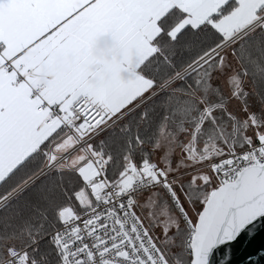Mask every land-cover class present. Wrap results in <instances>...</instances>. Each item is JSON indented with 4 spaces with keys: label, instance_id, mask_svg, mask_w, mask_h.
<instances>
[{
    "label": "crops",
    "instance_id": "crops-1",
    "mask_svg": "<svg viewBox=\"0 0 264 264\" xmlns=\"http://www.w3.org/2000/svg\"><path fill=\"white\" fill-rule=\"evenodd\" d=\"M85 2L0 0V14L17 13L14 23H0V39L6 44L3 55L15 56L13 64L22 63L31 69L26 80L18 84L11 82L0 69V181L59 131L61 123L68 118L64 119L63 114L69 113L70 106L80 97H87L109 117L153 93L156 88L138 68L153 53L152 41L160 32L158 22L172 8H178L183 18L169 31L171 37L184 26L208 23L228 40L252 25L264 7V0H97V6L84 8L68 25L43 36L48 28ZM225 6L228 8L226 13L212 19ZM65 36L70 39L65 40ZM17 53L20 55L16 56ZM2 62L0 59V65ZM39 83H44L39 97L54 107L55 115L49 123L45 122L49 116L47 111L35 110L39 97L31 96L32 89ZM194 98L196 102L200 100V97ZM240 113L233 107L225 109L222 120L232 121L238 130ZM166 128L167 123L161 130ZM227 138L228 144L230 132H227ZM218 141L213 140L217 145ZM221 141L225 148L227 144L222 138ZM73 143L62 132L49 148L53 146L52 150L59 154L71 148ZM241 144L233 148L239 149ZM223 145L219 143L220 148ZM162 151L158 148L155 154L161 164ZM213 157H207V162ZM45 159L44 164L48 154ZM79 159L75 154L72 163L76 164ZM206 164L200 163V168L208 169L213 175ZM134 205L135 199L133 207L137 212Z\"/></svg>",
    "mask_w": 264,
    "mask_h": 264
},
{
    "label": "trees",
    "instance_id": "trees-1",
    "mask_svg": "<svg viewBox=\"0 0 264 264\" xmlns=\"http://www.w3.org/2000/svg\"><path fill=\"white\" fill-rule=\"evenodd\" d=\"M227 10L225 6L219 14L212 16V19H218ZM263 11L264 7L259 10L260 13ZM182 18L183 13L178 8H172L159 20L160 32L152 41L154 51L138 68L139 73L147 78L153 87L161 85L167 78L188 66L198 65L201 56L226 40L208 23L196 27L184 26L171 37L169 31ZM228 52L232 60L238 62V67L236 70L234 67V70L239 77L245 79L240 90V104L232 103L224 86L220 88V85L207 89H217L223 93L222 96L202 95L198 102L191 97V84L178 83L174 89L158 93L132 115L110 127L88 145L89 154L108 181L116 179L125 170L137 169L154 161L152 155L162 126L167 123L169 127L172 121L179 123L182 117L190 119V124L196 117L202 124L205 121L219 131V122L225 114V109L233 107L241 111L244 105L245 111L240 113L242 122L239 126L249 128L245 126L244 116L250 113L257 129L264 133V29L258 26L244 34L228 46ZM218 59L216 61L212 58L203 66L208 63L216 66ZM186 77V80L181 81H187L189 77ZM203 80L205 79L198 80V86L193 88L199 89ZM186 102L190 105L184 106ZM241 128L237 130L233 124L229 131L231 141L227 146L231 149L245 141L243 138L246 132ZM62 132L63 127L0 181V198L42 167L49 145ZM85 177L87 176H83L78 168L52 171L1 206L0 261L6 257L8 248L12 247L28 248L29 258L35 259L37 264H56L57 254L46 236L58 226L63 210L78 213L92 203V193L85 186ZM175 188H178L177 191L193 211L195 207L190 204L189 193L185 189H196L191 193L195 197L205 192L204 188L191 187L187 181L177 183ZM171 190L174 191L172 186ZM196 206L198 208L199 204ZM182 264H186V261Z\"/></svg>",
    "mask_w": 264,
    "mask_h": 264
},
{
    "label": "built area",
    "instance_id": "built-area-1",
    "mask_svg": "<svg viewBox=\"0 0 264 264\" xmlns=\"http://www.w3.org/2000/svg\"><path fill=\"white\" fill-rule=\"evenodd\" d=\"M248 29L247 26L240 32ZM12 65V72H8L3 67L0 69L15 84L24 82L26 77L31 74V69L25 64L12 63ZM17 71L23 75V79H17ZM43 87L44 83H39L32 89L31 96L39 97V91ZM35 110L36 112L47 111L49 116L45 119L46 123H49L52 115H55L54 107L40 97ZM116 117L117 115L105 119V112L100 107L87 97H80L70 106L68 118L61 123L64 128V137L72 138L74 145L56 157H52L55 153L50 147L48 160L44 164L46 166L56 160L58 162L56 168L77 169L79 165L88 161L94 167L95 173L85 177L84 181L85 186L92 193L90 206L78 213L63 210L58 226L46 236L56 254L57 248L53 247L56 241L60 242L57 247H60L61 252L64 251L61 245L67 244L69 239L75 242L74 245H69L67 249L69 252L81 248L85 242L96 244L97 249L93 250V254L86 256V264H140V259H147V254L144 253L141 245L152 250L149 238L151 236L134 210L133 200L136 195L160 187L169 194L175 209L181 213L180 204L174 198L170 187V182L174 177L163 174L155 161L122 173L112 181H108L104 177L99 165L89 154L87 146L112 127L117 121ZM236 150L246 151V149L240 148ZM78 152H82L84 158L76 164H69L68 160ZM217 157L207 162L205 166L211 170V164ZM10 198L5 197L4 199L9 200ZM77 224H80L79 232L73 233L71 229L75 228ZM77 235L82 236L83 241L77 239ZM151 240H153L152 237ZM133 247L135 252H132ZM104 249L108 251L104 252ZM27 251L28 248H8L7 255L0 261V264H37L35 259L29 258ZM97 252L103 253V257H98ZM56 264H60V261L58 260Z\"/></svg>",
    "mask_w": 264,
    "mask_h": 264
},
{
    "label": "snow or ice",
    "instance_id": "snow-or-ice-1",
    "mask_svg": "<svg viewBox=\"0 0 264 264\" xmlns=\"http://www.w3.org/2000/svg\"><path fill=\"white\" fill-rule=\"evenodd\" d=\"M93 6H97V0H86L82 7L48 28L43 36L50 35L62 25H68L69 21L78 16L84 8ZM16 15L17 13L0 14V23L12 24L15 22ZM64 39L69 40L70 37L65 36ZM5 47V41L0 39V59L3 60L0 67L12 72V60L16 57L4 56ZM19 55L20 53L16 54V56ZM17 79H23L19 71H17ZM239 147L246 151H237L234 148L232 152L224 153L215 159V162L211 164L213 176H204L202 173L190 175L189 180L193 187L204 188L205 192L194 198L189 197L193 207L199 204L195 216L189 214L183 204L180 205L186 240L180 241L178 237H172V246L167 248L172 257L183 252L186 264H264V192L241 196L238 199L225 193L221 195L219 202L210 201L208 198L210 193L220 192L225 184L230 185L235 192L240 191L244 184L243 170L245 169L251 168L255 170L258 178H264V133L254 127L252 135L245 133V141ZM192 150L196 151L195 148ZM207 159L201 158L196 163H205ZM214 178L217 179V183L213 184L209 190L207 185L211 184ZM180 228L181 225L177 224L174 228L163 229L162 236L165 238L166 245L167 238L171 237L173 232H179ZM79 229L80 224H77L71 230L73 233H78ZM149 238L152 250L141 245L144 253L147 254V259H140V264H171L166 248H162L156 241L151 240V237ZM77 239L83 241L82 236L77 235ZM74 243L69 239L67 244L61 245L63 252L60 247H57L60 244L59 241L53 244V247L57 248V259L60 264H86V256L92 255L93 250L97 249L96 244L85 242L81 248L67 251L69 245ZM107 251L104 249V252ZM135 251L133 247L132 252ZM96 255L103 257L101 252H97ZM176 264H180L178 259Z\"/></svg>",
    "mask_w": 264,
    "mask_h": 264
},
{
    "label": "rangeland",
    "instance_id": "rangeland-1",
    "mask_svg": "<svg viewBox=\"0 0 264 264\" xmlns=\"http://www.w3.org/2000/svg\"><path fill=\"white\" fill-rule=\"evenodd\" d=\"M263 14L264 11L261 12L259 16H257V18L253 21L252 25L248 26L249 27L248 30L237 33L236 35L230 37L228 40L223 41L221 45H219L216 49L210 50L207 54L201 56L202 59L198 65H195L193 67L188 66L182 71L171 76L170 78H167V80L163 82L161 85L154 87L156 89L149 96H147L143 100L137 101L135 104L130 106L129 109H126L125 111H122L121 113L117 114L116 117L117 121L115 124L119 123L123 119L132 115L135 111L140 109V107H142L149 99L153 98L158 93L162 91L174 89L176 87V84L178 83H183L185 85L191 84L192 98L194 96L201 97L202 95H208V96L212 95V96L220 97L223 95L221 91H217V89H213L210 91L207 88L218 85H220L221 87L220 86L219 87L222 88L224 86L225 92L228 94L229 97H231L230 101L232 103H236L239 105L241 100L240 90L241 87L243 86V81L245 79L239 77L237 72L235 71L236 68L238 67L236 66L238 65L237 64L238 62L232 60V56L228 52V46L234 43L235 41H237L238 38L242 37L244 34H247L253 29H255L256 27L258 26L262 27V24L264 23ZM212 58H214V60L216 61L219 58L216 66L214 64H209V63L203 66L205 62H207ZM197 66L199 67L194 69ZM186 76L187 77L191 76V77H189L187 81H181L182 79H185ZM200 79H205L203 80V85L199 89L193 88L194 86H198L197 81ZM207 91L210 92L206 94ZM189 105H190L189 102H186L184 104V106H189ZM243 110L245 111L244 105L241 108V112H244ZM68 116L69 113L67 112L66 114H63L62 117L66 119ZM106 116L107 114H105V119H107ZM110 117L112 116H109L108 118ZM244 118L246 119L245 126L249 128L244 129L241 128V126H238V128H241V130L247 132V134L250 136L254 131V127L255 129H257V127L250 113H247V115H245ZM224 119L225 118H223V120L220 119L219 125L221 126V130H219L218 133H216L214 127L210 126L205 121L203 122L204 124L203 125L202 122L198 121V118L196 117H194V120L192 121V124L190 126H188L190 119H183L179 123L172 121L171 125L168 128L161 130V133L158 136L157 142L154 147L152 160L158 162L159 169L163 174H166V176H169V174L171 173L175 174L174 175L175 177L177 176L176 178L173 176L175 180L173 179L170 182V187L172 186L174 190L173 191L174 198L179 204L180 203L183 204L184 209H186L188 213L191 214L192 216H195L199 207L197 208L196 206L197 204H195V208H193L194 209L193 211L190 208V205L186 202L185 198L182 196V194L177 191L178 188L176 189L175 185L179 182L187 181L188 184L191 187H193L192 183L189 180V177L191 174H195V173H202L204 176H213L208 169L200 168L201 166L200 163L198 164L196 163V161H199L201 158L221 156L224 153H227L234 149V148L231 149V147L228 146L224 148V145L221 141L222 138L227 144V140H228L227 132H229L233 127L232 121H227ZM238 120L242 122V119H238ZM260 132H262V130H260ZM78 135L81 136L80 134ZM70 139H71V143H73L74 142V141L72 142L73 139L72 138ZM243 139L245 140V138ZM213 140H219L218 145L215 142H213ZM219 143L223 145L222 148L219 147ZM158 148H162L163 150L160 156V158H162L163 160L162 164L161 162H159V158H157L155 155ZM193 148H195L196 151H193L192 150ZM87 150H88V146H87ZM59 154L55 153L56 156ZM77 155H78V159L80 158L79 160H76L78 162L84 158L82 152H78ZM74 157L75 155H73L68 160V162L71 163V165H73L72 160ZM193 158H197V159L195 160ZM57 164L58 162L56 160L50 162L46 166L45 165L42 166L41 168H39V170L35 171L26 179H24L21 183H19L17 186L11 189L7 194H5L3 197L0 198V207L3 206L8 201L4 199L5 197L8 198L15 197L20 192L28 188L31 184H33L43 176L47 175L48 173L61 169L74 170L72 168H65V167L56 168ZM189 164H192L193 166L191 167L187 166ZM78 171L83 176H89L95 173L92 163L88 161L79 165ZM127 171L130 170L129 169L125 170L123 173H126ZM216 183H217V179L214 178L212 180V183L207 185V188L210 190L212 188V185ZM195 190L196 189L191 190L190 188H188L186 192L189 193V197L194 198L195 196L191 193ZM136 197L138 202L136 201V198L134 199L136 202L137 212L139 213L140 216L138 214L137 215L139 216V218L141 217L140 220H142L143 225L147 229L148 233L151 235L152 239L156 241L158 244H160L162 248H166V254L169 255L171 264H176L177 259L180 261V264L184 263L186 261V257L184 256L183 252L178 253L176 257H172L171 253L167 251V248H170L172 246L173 243L172 237H178L180 241H184L186 237V233H184L183 230L181 213H179L177 209L175 210V207L172 203V199L169 196V194L166 193L162 188L157 187L149 191H146L145 193L142 192V194L140 193ZM80 198L81 201H83V198L81 196ZM84 203L87 202L84 201ZM143 205H144V214H142ZM177 224L181 225L180 231L173 232L172 236L167 238V245H166L165 238L162 236L163 229L174 228Z\"/></svg>",
    "mask_w": 264,
    "mask_h": 264
},
{
    "label": "water",
    "instance_id": "water-1",
    "mask_svg": "<svg viewBox=\"0 0 264 264\" xmlns=\"http://www.w3.org/2000/svg\"><path fill=\"white\" fill-rule=\"evenodd\" d=\"M264 29V23L262 24ZM243 180L244 184L240 191L235 192L230 185L225 184L220 192H212L209 194L208 198L210 201L219 202L221 195L229 193L234 199H238L241 196H247L254 194L256 192H264V178H258L256 172L253 169L243 170Z\"/></svg>",
    "mask_w": 264,
    "mask_h": 264
},
{
    "label": "bare ground",
    "instance_id": "bare-ground-1",
    "mask_svg": "<svg viewBox=\"0 0 264 264\" xmlns=\"http://www.w3.org/2000/svg\"><path fill=\"white\" fill-rule=\"evenodd\" d=\"M263 15H264V14H263ZM259 18H260V17H259ZM261 23H262V22H261ZM261 23H260V24H261ZM58 141H59V140H58ZM54 145H55V144H54ZM52 148H53V147H52ZM55 156H56V155H54V157H55ZM49 158H50V157H49ZM48 170H49V169H48ZM53 170H54V169H53ZM50 171H51V170H50ZM43 173H44V172H43ZM34 177H35V175H34ZM36 177H37V176H36ZM176 177H177V176H176ZM176 177H175V178H176ZM174 180H175V179H174ZM21 187H22V186H21ZM17 190H18V189H17ZM143 193H145V192H143ZM141 194H142V193H141ZM135 198H136V197H135ZM175 210H176V209H175ZM138 214H139V213H138ZM141 221H142V220H141ZM150 236H151V235H150ZM10 248H11V247H10Z\"/></svg>",
    "mask_w": 264,
    "mask_h": 264
}]
</instances>
